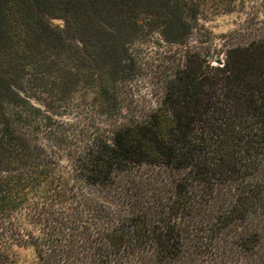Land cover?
Here are the masks:
<instances>
[{"label":"trees","instance_id":"trees-1","mask_svg":"<svg viewBox=\"0 0 264 264\" xmlns=\"http://www.w3.org/2000/svg\"><path fill=\"white\" fill-rule=\"evenodd\" d=\"M184 3L0 0V247L39 264H264V35L184 51L159 103L119 118L133 59L99 23L143 15L183 45ZM80 74L84 118L58 119Z\"/></svg>","mask_w":264,"mask_h":264},{"label":"rangeland","instance_id":"rangeland-1","mask_svg":"<svg viewBox=\"0 0 264 264\" xmlns=\"http://www.w3.org/2000/svg\"><path fill=\"white\" fill-rule=\"evenodd\" d=\"M186 6L197 9L195 20H192V29L185 38L183 45L171 44L165 40L161 29L150 22L149 19L139 17L130 20L127 26L119 21L102 20L104 31H118L126 42L129 50L126 66L130 64L133 73L126 74V78L118 83L115 88L117 102L122 113L121 117L130 116L140 118L147 110L156 106L162 96V81L167 75L173 62L184 51L192 53H205V49H212L219 45L245 44L252 38L264 35V0H184ZM201 9V10H200ZM52 27L64 28V20L61 18L50 19ZM71 35L74 31L71 30ZM211 52V51H210ZM223 56H216L213 63ZM81 74L70 95L67 108L58 119H71L77 121L80 116V108L85 101L93 97L92 84ZM62 111V109L60 110ZM67 112V113H66ZM84 118V117H83ZM64 127L68 128V122ZM74 127V123L72 122ZM26 224L24 225L25 228ZM246 225L236 228L231 226L230 234L236 235ZM227 237V236H226ZM187 245L192 244L188 237ZM202 258V256H196ZM205 262V261H203ZM202 262V263H203ZM198 263H201L200 261ZM201 263V264H202ZM0 264H39L33 246L21 245L15 241H9L0 247Z\"/></svg>","mask_w":264,"mask_h":264}]
</instances>
